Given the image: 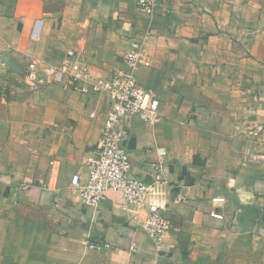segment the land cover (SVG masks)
<instances>
[{
	"label": "crops",
	"instance_id": "obj_1",
	"mask_svg": "<svg viewBox=\"0 0 264 264\" xmlns=\"http://www.w3.org/2000/svg\"><path fill=\"white\" fill-rule=\"evenodd\" d=\"M0 0V54L59 65L82 54L94 76L124 67L145 41L141 86L158 121L125 128L131 175L152 183L157 151L166 183L129 212L109 192L84 206L71 186L101 135L106 97L50 84L0 101V264H264V0ZM152 201L169 229L156 244L137 231ZM89 244L101 245L102 250Z\"/></svg>",
	"mask_w": 264,
	"mask_h": 264
},
{
	"label": "built area",
	"instance_id": "obj_2",
	"mask_svg": "<svg viewBox=\"0 0 264 264\" xmlns=\"http://www.w3.org/2000/svg\"><path fill=\"white\" fill-rule=\"evenodd\" d=\"M159 1L138 0L137 9L153 17ZM145 41H134L123 56L124 67L114 70L108 77L94 76L86 58L74 50H68L59 65H48L34 57L28 62L26 81L32 89L54 84L65 89L79 90L85 95H100L109 101L99 140L85 159L87 178L83 181L76 174L71 181V186L84 206L98 208L106 200L107 194L113 191L122 196L131 212L133 208L147 203L150 196H156L157 187L166 183L165 151H157L158 160L153 164V182L145 183L131 175V155L126 146L129 133L125 125L129 120L139 118L143 122L155 123L159 118V99L138 81V71L152 64L146 54ZM248 134L252 137L264 135V125L250 130ZM254 157L264 162V149ZM148 209L144 222H138L137 216L131 214L128 220L137 231L160 244L169 229L168 220L164 209L155 201L148 204ZM89 247L97 250L104 248L95 244H89Z\"/></svg>",
	"mask_w": 264,
	"mask_h": 264
},
{
	"label": "rangeland",
	"instance_id": "obj_3",
	"mask_svg": "<svg viewBox=\"0 0 264 264\" xmlns=\"http://www.w3.org/2000/svg\"><path fill=\"white\" fill-rule=\"evenodd\" d=\"M27 68L25 56L0 54V101L23 98L29 92H40L48 86L32 89L26 81Z\"/></svg>",
	"mask_w": 264,
	"mask_h": 264
}]
</instances>
